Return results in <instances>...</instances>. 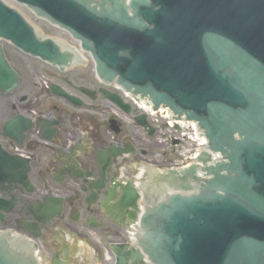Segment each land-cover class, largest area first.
<instances>
[{
    "label": "water",
    "instance_id": "obj_1",
    "mask_svg": "<svg viewBox=\"0 0 264 264\" xmlns=\"http://www.w3.org/2000/svg\"><path fill=\"white\" fill-rule=\"evenodd\" d=\"M19 1L86 44L109 78L200 123L222 155L210 165L205 152L190 168L155 177L157 186L193 195H175L144 216L140 244L153 264H264V0ZM31 32L0 3L1 36L59 58ZM122 191L121 216L134 219L138 191ZM112 252L116 264H143L127 245ZM8 260L0 255V264Z\"/></svg>",
    "mask_w": 264,
    "mask_h": 264
},
{
    "label": "flooded vegetation",
    "instance_id": "obj_2",
    "mask_svg": "<svg viewBox=\"0 0 264 264\" xmlns=\"http://www.w3.org/2000/svg\"><path fill=\"white\" fill-rule=\"evenodd\" d=\"M45 33L35 31L50 39ZM62 44L77 60L63 70L0 37V82L6 85L0 88V163L9 175L0 179V255L11 264H30L36 245L51 264H76L82 241L91 245L99 235L123 230L113 199L121 185L131 183L138 168H158L174 156L162 155L148 135L139 108L125 95L133 88L103 80L89 53ZM2 58L20 78L17 86ZM27 166L30 187L17 181ZM49 197L67 200L51 220L40 215Z\"/></svg>",
    "mask_w": 264,
    "mask_h": 264
},
{
    "label": "rangeland",
    "instance_id": "obj_3",
    "mask_svg": "<svg viewBox=\"0 0 264 264\" xmlns=\"http://www.w3.org/2000/svg\"><path fill=\"white\" fill-rule=\"evenodd\" d=\"M162 136H165V133L163 132L162 133ZM157 142H159V141H162V138H158L157 140H156ZM164 146H165V149H167V150H170V144H169V140H167L166 142H164ZM160 152V151H159ZM161 153V152H160ZM108 236H117V235H106V234H102V235H99V237L101 238V239H103V240H106V238L108 237ZM118 237V236H117ZM91 245H92V247H96L97 249H100L101 250V246H99V244L97 243L96 244V241H92L91 242ZM82 246V245H81ZM99 250V251H100ZM91 251V250H90ZM101 252V251H100Z\"/></svg>",
    "mask_w": 264,
    "mask_h": 264
},
{
    "label": "bare ground",
    "instance_id": "obj_4",
    "mask_svg": "<svg viewBox=\"0 0 264 264\" xmlns=\"http://www.w3.org/2000/svg\"><path fill=\"white\" fill-rule=\"evenodd\" d=\"M148 171L150 172V171H151V169H148Z\"/></svg>",
    "mask_w": 264,
    "mask_h": 264
}]
</instances>
